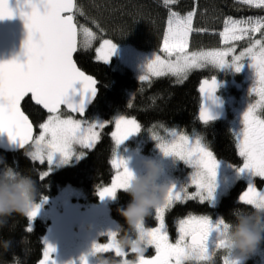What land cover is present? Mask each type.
<instances>
[{
	"label": "snow or ice",
	"instance_id": "1",
	"mask_svg": "<svg viewBox=\"0 0 264 264\" xmlns=\"http://www.w3.org/2000/svg\"><path fill=\"white\" fill-rule=\"evenodd\" d=\"M243 5L264 10V0H239ZM178 0H163L169 8L167 27L163 36L160 54H152L142 65L141 82L151 78L166 76L176 77L183 83L188 73L194 69L212 66L217 69L231 67L239 73L247 62L253 70L254 81L249 89V96L258 99L248 103L242 114V131L236 132V148L242 165L235 166L237 173H247L251 177L246 190L238 197V202L251 208L264 207V191L258 190L254 178L264 180V17L253 19L224 20L223 30L219 32L223 47L209 50H190V37L194 32L207 29L195 28L193 25L196 11H188L181 15L171 10ZM27 9V10H26ZM79 9L77 0H16V6L10 0H0V20L11 19L16 14L24 21L27 37L23 41V55L26 59L0 62V133H7L11 142L20 148L29 147L27 155L32 161L41 165L47 164V170L40 173L39 179L44 181L52 171L55 154L62 156V163L86 156L85 151L77 152L76 146L82 150H93L101 140L102 131L114 123L111 138L115 151L111 167L115 170L109 184L99 186L96 190L101 200L115 199L119 191H124L133 176L128 162L118 155V148L131 136L140 134L142 125L135 117L121 114L114 121L96 119H76L63 116L62 107L71 113L85 116L86 104L95 98L98 92L97 80L82 71L74 59L79 48L88 49L95 39V33L87 28H78L76 13ZM260 34V38H256ZM83 36V40L80 37ZM247 39L249 44L236 54V42ZM117 44L110 39H103L95 49L96 59L109 63L116 53ZM79 82V102H73L69 90L73 93V85ZM218 90L217 77L201 81L199 93L203 103L199 110V120L208 125L216 116L206 105V100L216 102ZM42 106L47 111V119L39 125V134L34 135L33 123L22 110V102L26 98ZM129 103L128 107H131ZM167 137L152 132L151 139L165 157H173L182 162L191 173L186 181L177 185L170 183L164 203L154 210L155 227H147L145 221L137 225L141 238H147L148 247L155 250V255L146 258L144 254L136 257L134 264H210L215 250H225V241L217 239L228 231L229 224L218 216L189 214L178 220L177 238L173 242L165 222V215L176 204L187 201H199L215 207V193L218 187L217 177L220 160L211 150L208 143L200 135L191 136L176 129L167 130ZM194 188V191H190ZM40 199L28 213L27 231H32V222L38 216L42 203ZM105 235V233H101ZM107 243L93 242L91 253L104 254L114 252L116 257L125 258L127 251H122L116 243L119 231L106 233ZM43 259L40 264H56L52 254L55 247L43 241ZM129 259L115 261L116 264H129ZM80 264H88L87 256L80 257ZM224 264H239L227 253Z\"/></svg>",
	"mask_w": 264,
	"mask_h": 264
},
{
	"label": "trees",
	"instance_id": "2",
	"mask_svg": "<svg viewBox=\"0 0 264 264\" xmlns=\"http://www.w3.org/2000/svg\"><path fill=\"white\" fill-rule=\"evenodd\" d=\"M117 3L118 0H106V2L77 0L78 7L83 13H76L78 28L87 26L98 34L99 39L110 37L121 42L122 32L116 25L112 26L109 17L117 15L114 10ZM124 5L128 12L135 13L131 16L124 15L125 21L131 20L132 24L141 27L139 43L135 44V47L143 52H159L167 27L169 8L164 6L163 0H124ZM171 10L178 11L181 15L195 10L194 27L207 29L191 35L189 48L193 51L223 47L219 32L223 30V21L229 16L236 19L264 17V10L243 5L239 0H178L177 4L171 6ZM75 60L81 69L94 76L98 82L97 97L86 116L97 113L108 119L121 114L135 117L142 125V131L138 136L143 141L141 144L145 153L152 154L156 148L155 141L151 139L152 132L167 137L166 129H176L189 135L202 136L218 158L235 165L242 163L236 148V133L227 115L208 125H204L199 120L198 113L202 104L199 86L202 79L215 76L222 80L218 72L210 66L190 71L183 83L170 75L153 77L151 81L141 82L129 66L122 64L117 66L114 61L105 64L96 60L93 48H79ZM237 87L232 88V94H236ZM130 92L134 93L133 98L130 97ZM218 93L224 97L222 91ZM129 103L131 107H128ZM22 108L38 131L39 124L46 119L47 114L33 104L30 98L23 102ZM61 112L69 114L66 110ZM112 131L113 123H110L102 131L101 140L93 150H89L86 156L74 164L52 169L44 181H41L39 176L41 172L47 170V164L41 165L38 161H32L26 155L27 148L18 152L0 149V159L5 165L31 176L36 181L37 200L56 194L60 187L66 184L95 190L109 183L114 174L111 167L114 153V141L110 135ZM245 184V180L238 179L214 208L206 203L200 204L199 201L178 203L166 213L165 219L169 223L175 222L182 213L196 210L202 211L204 215L219 214L226 222L233 221V209L252 211L250 206L238 202ZM130 199L131 197L121 190L110 205V213L119 224V235L133 234L124 218L117 212V208L126 206ZM145 223L147 226L156 223L154 212L146 218ZM28 224L27 217L14 215L9 218L7 226L0 228V240L12 242L9 250L0 248V264H13L14 256L19 258L17 264L38 263L43 254V236L46 233L47 221L37 218L31 232L26 230ZM263 247L264 245L261 246ZM210 264H223L220 255L212 259Z\"/></svg>",
	"mask_w": 264,
	"mask_h": 264
},
{
	"label": "rangeland",
	"instance_id": "3",
	"mask_svg": "<svg viewBox=\"0 0 264 264\" xmlns=\"http://www.w3.org/2000/svg\"><path fill=\"white\" fill-rule=\"evenodd\" d=\"M125 8L126 6L124 5V0H118V3L114 6V10H116L117 15L109 16L112 26L115 27L116 25L117 28L122 32L121 40L124 41V43L122 41L117 42L110 37H103L99 39L98 34L93 29L87 26H82L81 29L87 28L95 33V39L92 41L90 47L93 48L94 51L100 46V43L103 39H110L115 42L117 44V50L110 59L109 63L114 61L117 66L119 64L129 66L138 78L139 75L143 74L142 65L146 62V60L150 59L152 54L154 53L160 55H163V53L160 51L143 52L135 47V44L139 43L141 27L139 25L132 24L131 20L125 21L126 16L124 15L131 16L135 14L128 12ZM252 18L257 19V17ZM256 38H260V34H256ZM80 39L83 40V36H81ZM237 43H239V45ZM248 44L249 41L247 39L236 42V54L238 55L240 51L248 46ZM210 67L218 72V74L222 78V81H225L227 83L226 85L223 84V87L220 88V91L224 93L223 99L228 105L227 118L230 121V124L235 133L242 131V114L247 109L248 103H254L258 99V97H256L255 95H248L249 89L252 87L254 81L253 70H250L247 62H245L244 68L239 73L234 72V70L230 66L220 70L212 66ZM236 86H238L236 89V94H232L231 90ZM129 95L133 98L134 93L130 92ZM69 115L71 114H63V116L65 117ZM116 116H114L112 119H108L100 116L97 113H94L85 117L73 116V118L87 119L88 121H93L96 119L114 121V118ZM44 121H42L41 123H43ZM39 131L40 129L38 126V131H36L35 135H38ZM196 135L197 134L191 136ZM142 142L143 141L139 138L138 134H136L131 136L128 140L121 144L117 150L118 155L127 160L128 167L131 170H133L134 172L142 171L141 161L146 157H152L161 161L163 167V182L176 183L177 185H179L180 183H183L188 179L191 173V169L187 168V166H185L182 162L175 160L173 157H165L157 147L154 149V152L152 154L145 153L143 151L144 146L142 147L141 144ZM204 142L207 143L205 139ZM76 149L77 152L85 151L87 153L89 151L82 150L79 148V146H76ZM29 150L30 149L28 147L27 152ZM62 159L63 158L61 154H55L51 168H61L66 165L74 164L80 160H76L75 158H73L67 164H64L62 163ZM218 159L220 160V164L217 177L218 187L215 193V206H218L222 197L227 194L228 190L238 181V179H244L246 185L251 179L249 174L237 173L235 168L229 166L231 164H235L220 158ZM240 165H242V163ZM260 182H262V184H260ZM109 183H106L102 186H105ZM254 183L257 186L258 190L264 191V180H261L260 178H254ZM96 190L97 188L95 190H87L80 186L66 184L60 187L56 194L44 196L46 197V201L42 203L38 216L32 222V228L35 226L37 218H42L47 221V229L45 235L43 236V241L44 239H47V242L55 247L56 251L52 254V257L56 261V264H80V257L82 255L86 256L91 251L93 242L107 243L106 233L109 231H117L119 229V224L115 221L110 213V205L114 199L105 198L104 200H101L97 195ZM189 190L194 191V188H190ZM37 203H40V200H37ZM67 209L69 210L67 211ZM189 214L204 215L202 211L196 210L182 213L180 217L177 218V220L173 223L172 230H174L175 239L178 235V220L186 217ZM218 216V214H214V216L212 217L213 219H215ZM165 222L170 235L172 234V230L167 224L166 219ZM155 226H157V222L153 226L147 227ZM101 233H105V235H101ZM175 239L173 240V242L175 241ZM101 255L106 258V253ZM217 255L218 257L219 255L226 256L227 252L223 249L215 250L213 259L216 258ZM42 259L43 254L37 264H40V261ZM247 261L250 262V264H264V247L260 248V250H258L250 258H248ZM88 264H92L91 257H88Z\"/></svg>",
	"mask_w": 264,
	"mask_h": 264
},
{
	"label": "clouds",
	"instance_id": "4",
	"mask_svg": "<svg viewBox=\"0 0 264 264\" xmlns=\"http://www.w3.org/2000/svg\"><path fill=\"white\" fill-rule=\"evenodd\" d=\"M0 165H4L0 167V228H3L14 215L28 216L37 203L38 188L31 176L5 165L2 159ZM141 167L140 172L132 170L133 176L124 190L131 197L130 201L126 206L117 208L133 234L126 233L116 243L122 251H130L136 257L144 254L148 248L147 238H141L137 225L142 224L164 203L170 187V182L162 181L163 167L160 160L146 157L141 161ZM232 215L234 220L227 222L228 231L217 239L225 241V250L232 259L244 264L264 245V207L252 208L250 212L233 209ZM11 243V240H0V248L7 251ZM86 256L87 259L91 257L92 264H116L91 251ZM18 259L14 256L13 264ZM129 264H134V260L129 261Z\"/></svg>",
	"mask_w": 264,
	"mask_h": 264
},
{
	"label": "water",
	"instance_id": "5",
	"mask_svg": "<svg viewBox=\"0 0 264 264\" xmlns=\"http://www.w3.org/2000/svg\"><path fill=\"white\" fill-rule=\"evenodd\" d=\"M10 5L13 8H15L16 0H10ZM26 37H27V30L24 26V21L20 18L19 14H16L11 19L6 18L4 20H0V62L9 61V60H12L14 58L19 59L21 62H23L26 59V57L23 55V41L26 39ZM75 54H74V59H75ZM77 66H78V64H77ZM81 70L84 71L83 69H81ZM250 70H252V69L250 68ZM85 73L87 75H90L87 72H85ZM92 77H94V76H92ZM204 79H209V78H204ZM204 79H202V80H204ZM217 80H218V86H219L220 81L218 78H217ZM81 87H82V85L79 82H77L76 84L73 85V88L76 89V92L73 93V91L71 89L69 90V97L71 98V100L73 102H79V100H80L79 90L81 89ZM97 88H98V83H97ZM97 94H98V92H97ZM215 96H216V102L215 103H213L212 100H206L205 103L209 107L210 111L216 116L215 120H219V119L224 118L226 116L227 105H226V101L218 94V90H217ZM96 97H97V95L95 96L94 99L91 100L90 103L86 104L85 116H86L88 110L90 109L91 105L94 103ZM203 102L204 101L202 98V103ZM32 103L35 104L33 101H32ZM22 105H23V102H22ZM22 105H21V107H22ZM37 106H39V105H37ZM39 107L48 115L47 111L44 110L42 108V106H39ZM22 110H23V108H22ZM62 110H66L69 114H71L73 116L81 117L78 114L71 113L65 107H62L61 111ZM25 115H27L29 117V115L26 112H25ZM198 116H199V113H198ZM29 120L32 122L30 117H29ZM33 127H34V135H35L36 134V127H35L34 123H33ZM26 148H28V147L26 146ZM0 149L7 151V152H18L21 150H25V149L20 148L17 144L11 142L8 138L7 133H0Z\"/></svg>",
	"mask_w": 264,
	"mask_h": 264
},
{
	"label": "flooded vegetation",
	"instance_id": "6",
	"mask_svg": "<svg viewBox=\"0 0 264 264\" xmlns=\"http://www.w3.org/2000/svg\"><path fill=\"white\" fill-rule=\"evenodd\" d=\"M219 81H220V84H219V86H218V91H220V88L223 87V86H222L223 84H225V85L227 84L225 81H222V80H220V79H219ZM226 105H227V103H226ZM227 113H228V105H227ZM173 223H174V221L171 222V223L167 222V224L170 226V229H171V230H172ZM171 224H172V226H171ZM171 233H172L173 235L170 234L169 236H170V239L173 241V240L175 239V237H174V230H172ZM124 235H125V234L118 235V238H120V237H122V236H124ZM144 255H145L146 258H150V257H152V256L155 255V250H154L152 247H148L147 250L145 251ZM220 257H221V260L223 261V264H224V257H225V256L220 255ZM106 258H108V259H110V260H112V261H119V260H121V259L135 260V259H136V256H135V254H133V253H131L130 251H128V256H127V257H125V258H120V257H116L115 254H114V252H109V253H106ZM244 264H250V262H248V261L246 260V261L244 262Z\"/></svg>",
	"mask_w": 264,
	"mask_h": 264
},
{
	"label": "bare ground",
	"instance_id": "7",
	"mask_svg": "<svg viewBox=\"0 0 264 264\" xmlns=\"http://www.w3.org/2000/svg\"><path fill=\"white\" fill-rule=\"evenodd\" d=\"M247 18H249V17H247ZM219 94V93H218ZM222 97V96H221ZM223 98V97H222ZM226 115H227V113H226ZM240 179H242V178H240ZM244 180V179H243ZM246 183V182H245ZM245 188H246V184H245ZM245 188H244V190H245ZM69 209H67V211H68ZM219 215V214H218ZM220 216V215H219ZM173 222V221H172ZM172 228H173V226H172Z\"/></svg>",
	"mask_w": 264,
	"mask_h": 264
}]
</instances>
